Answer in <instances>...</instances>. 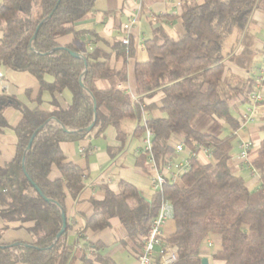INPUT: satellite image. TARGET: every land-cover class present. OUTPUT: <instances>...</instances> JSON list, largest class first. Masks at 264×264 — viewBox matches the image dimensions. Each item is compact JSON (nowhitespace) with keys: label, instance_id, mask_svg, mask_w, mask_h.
<instances>
[{"label":"trees","instance_id":"obj_1","mask_svg":"<svg viewBox=\"0 0 264 264\" xmlns=\"http://www.w3.org/2000/svg\"><path fill=\"white\" fill-rule=\"evenodd\" d=\"M95 1L1 0L0 65L32 74L40 84V93L48 91L52 95V110H31L13 97L0 96V132L8 127L4 117L8 108L22 114L14 129L15 159L0 168V218L6 223H34L29 229L32 243L0 244V264H74L76 246L67 242L68 222L58 240L57 236L64 227L62 213L66 214L67 192L78 200L85 189V176L78 166L66 162L60 145L91 134L99 138L109 127H114L118 139L124 142L121 124L126 119H136L139 125L134 134L143 135V108L145 112L149 110L144 100L158 92L163 95L159 111L164 117L149 118L147 122L154 132L153 153L158 166L164 167L175 158L170 145L173 136L181 137L189 148L213 147L214 163L191 159L190 171L176 183H168L150 200L125 181L119 182L118 192L104 187V199L93 201L94 213L86 219L80 234L110 229L112 221L118 220L127 234L121 243L140 255L153 220L163 202L169 201L174 208L176 231L162 240L164 247L177 249L173 264H202L205 245L211 240L218 243L213 253L215 261L264 264V138L251 159L260 178L256 190L236 173L231 154L241 129L232 107L235 102H250L257 80L254 83L251 79L228 78L225 65L226 43L238 33L243 35L244 49L231 61L250 70L255 43L249 31L255 12L264 13V0H183L184 10L177 18L179 37L172 38L159 26L144 43L148 59L135 66L138 103L119 88L127 81L124 70L114 71L107 62L98 61L102 53L90 54L77 45L82 35L101 40L93 31L75 29V23L93 11ZM66 35H73L74 42L61 46L57 40ZM112 49L123 62L136 55L132 40L129 45L117 42ZM71 52L81 54L86 63ZM99 80L109 81L110 87L99 89ZM66 90L72 94L67 109L56 97ZM95 113V125L88 132ZM205 121L211 124L209 130L205 129ZM214 125L219 135L210 133ZM43 126L27 151L32 136ZM225 129L231 134L223 137ZM146 163L149 165L146 154H141L138 166L147 170ZM54 168L61 175L58 179L51 178ZM88 246L96 253L84 252L81 264H116L100 253L102 245Z\"/></svg>","mask_w":264,"mask_h":264},{"label":"crops","instance_id":"obj_2","mask_svg":"<svg viewBox=\"0 0 264 264\" xmlns=\"http://www.w3.org/2000/svg\"><path fill=\"white\" fill-rule=\"evenodd\" d=\"M194 1L200 2L201 0ZM138 2L139 0H96L93 11L85 19L75 23L77 31H93L101 39L96 41L94 36L82 35L79 37L77 45L90 54L94 52L102 53V55L98 54V61L107 62L114 71L124 70L127 74V81L119 85L122 87L120 89L136 95L139 92V85L136 81L135 66L137 63L148 59L144 43L152 38L153 30L159 26L163 27L172 38H178L181 28L177 18L184 10L183 0H143L137 23L131 31V40L135 43L136 55L127 57L126 61L123 62V60L116 58L112 46L117 42H122L124 36L123 26L137 13ZM249 35L255 43V56L250 70L240 68L231 61L233 55H239L244 49L242 43L243 35L235 33L227 41L225 47L226 77H239L242 81H250L251 79L255 83L258 78L264 77L263 12H255ZM57 42L61 46L70 45L74 42V37L73 35L62 36L58 38ZM0 74L2 75V79H0V96L13 97L31 110L37 107L44 111L52 110V95L48 91L40 93V84L32 74L13 71L2 65H0ZM46 80L51 82L52 78L46 77ZM96 85L99 89H107L110 87V82L99 80ZM56 97L64 108H69L72 102V94L68 90L62 94H57ZM162 98V93L158 92L154 97L144 100V105L149 106V110L145 112L148 118L164 117V114L159 111L162 105ZM250 106V102L247 104L235 102L232 107L233 115L239 121L242 113ZM4 117L8 127L0 132V168H5L15 159L17 137L14 129L20 122L22 114L15 108H8L4 112ZM256 117L260 119V122L250 124L252 126L249 129L239 130L236 133V143H233L231 153L232 165L236 173L245 179L248 187L252 190L259 188L260 178L259 176H253L248 169H245L238 157L240 145L243 142L251 140L256 143L257 141L261 142L264 138L262 130L264 127V101L258 105ZM221 124L225 126L223 122ZM138 125L139 122L136 119L122 121L121 127L126 135L124 142L118 139L115 128L109 127L99 138L91 134L77 141L62 142L60 145L66 162L78 166L85 176V189L78 200L73 199L67 192L65 201L69 226L67 242L76 246L74 264H81L80 257L84 252L88 253V255L96 253V250L92 247L90 248L88 243L91 245H102L103 248L100 253L107 258L113 259L116 264H137L139 254L130 246L124 247L121 243L122 240L126 239L127 234L118 220L112 221V227L104 231H88L84 234H80L79 231L84 228L86 219L94 213L93 201L104 199V187L118 192L119 182L125 181L135 186L148 200L156 193L151 184V168L146 163L147 170H144L143 167L137 164L140 155L144 154L142 150L143 135L136 136L134 134ZM255 130H259V137L253 139L251 137L255 134ZM222 133V136L226 137L231 134V131L229 132L230 134H226L227 129H225ZM181 141V137L173 136L170 141L172 149L174 150ZM175 158L182 157L176 155ZM60 177L59 171L54 168L51 178L58 179ZM33 225L34 223L31 222L6 223L0 218V231H4L0 244L9 245L18 241L32 243L33 238L29 229ZM175 231V222L172 219L168 221L165 227L166 237L174 234ZM117 233L121 235L119 239L115 236ZM205 252H207L206 249ZM207 256L205 255L204 258H208L209 264H224Z\"/></svg>","mask_w":264,"mask_h":264},{"label":"built area","instance_id":"obj_3","mask_svg":"<svg viewBox=\"0 0 264 264\" xmlns=\"http://www.w3.org/2000/svg\"><path fill=\"white\" fill-rule=\"evenodd\" d=\"M143 0L138 2V11L130 19L128 23L123 26L124 36L122 43L129 45L131 41V31L137 23L138 16L141 10ZM0 79L2 75L0 74ZM264 77L258 78L257 85L250 97L251 106L242 113L239 118L241 128L260 122L256 117V110L258 105L264 101L263 92ZM119 88H122L119 86ZM133 102L138 103L137 95L128 91ZM148 116L144 108L142 113V124L145 125V133L143 134V153L147 156V161L151 168V184L155 192H162L168 183H176L183 175L188 173L191 169L190 160L197 159L203 164L214 163L213 147L195 145L193 148L186 146L182 140L174 148L175 155L182 158L171 159L164 167H159L153 153V138L154 132L147 127ZM254 142L246 141L240 145V154L238 159L242 166L248 169L253 176H259L258 172L252 166L250 161V153L254 148ZM174 218V208L169 201H164L157 217L153 220L149 229L147 240L145 241L142 253L138 256L137 264H173L177 260V249L164 247L163 238L166 237L165 227L168 221ZM210 245V244H209ZM159 259V261H158Z\"/></svg>","mask_w":264,"mask_h":264},{"label":"rangeland","instance_id":"obj_4","mask_svg":"<svg viewBox=\"0 0 264 264\" xmlns=\"http://www.w3.org/2000/svg\"><path fill=\"white\" fill-rule=\"evenodd\" d=\"M194 124L197 126V124L195 123V120H194ZM204 124L206 125L205 126V129H207V130H209V128H210V125L211 124H209V122H204ZM223 125V124H222ZM250 126H252V125H248V126H246L245 128H241L240 129V131L241 130H243V129H249V127ZM258 126V125H257ZM198 127V126H197ZM254 127V126H253ZM255 128V127H254ZM256 132H255V134L254 135H252V137L251 138H256V137H259V130H255ZM230 131H229V129H227V133L226 134H230L229 133ZM210 133H212V134H214V135H219V130H218V128H217V126H213V128L211 129V132ZM256 140V139H255ZM250 142H252L253 143V141H251V140H249ZM235 142V141H234ZM236 143V142H235ZM254 148H253V152H251L252 154L250 155V161H251V159H254L255 158V156H256V150H255V148L257 149L259 146H260V142L259 141H257L256 143L254 142ZM123 228V227H122ZM124 229V228H123ZM118 239L120 238V234L119 233H117L116 235H115ZM210 244V245H209ZM217 247H218V243L217 242H215V240H211V241H209V242H207L206 243V245H205V249H206V253H205V255H208L209 256V258H211V259H213V253L215 252V250L217 249ZM204 255V256H205ZM207 256V257H208ZM206 258V257H205Z\"/></svg>","mask_w":264,"mask_h":264},{"label":"water","instance_id":"obj_5","mask_svg":"<svg viewBox=\"0 0 264 264\" xmlns=\"http://www.w3.org/2000/svg\"><path fill=\"white\" fill-rule=\"evenodd\" d=\"M51 17V16H50ZM50 17H48L47 18V20L50 18ZM44 22H46V20L44 21ZM44 22L42 23V24H44ZM37 34V33H36ZM36 36V35H35ZM35 38V37H34ZM71 55L73 56V57H76V58H80V59H84V57L81 55V54H78V53H74V52H71ZM85 60V59H84ZM85 63H86V60H85ZM94 105H95V110H96V101H95V99H94ZM96 119H97V114L95 113V120H94V122L92 123V125L88 128V129H86V131H91L92 129H93V127H94V125H95V122H96ZM55 122H57L55 119H53ZM44 128V126L43 127H41L39 130H37L35 133H34V135L32 136V138H31V140H30V143H29V145H28V148H27V151H29L30 149H31V147H32V144H33V141H34V139H35V137H36V135L38 134V132L41 130V129H43ZM66 132H69L67 129H64ZM24 161H25V158H24ZM23 167H24V171L26 172V169H25V163L23 164ZM27 175V174H26ZM41 195H42V193H40ZM43 196V195H42ZM62 217H63V221H64V227H63V230L60 232V234L57 236V240L63 235V233L65 232V230H66V227H67V220H66V214L63 212L62 213ZM202 264H209V260H208V258H203L202 259Z\"/></svg>","mask_w":264,"mask_h":264}]
</instances>
